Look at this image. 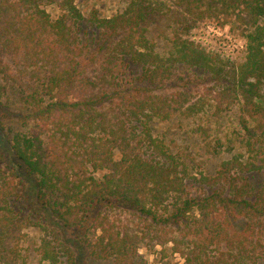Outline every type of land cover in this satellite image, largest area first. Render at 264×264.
<instances>
[{
    "label": "trees",
    "instance_id": "1",
    "mask_svg": "<svg viewBox=\"0 0 264 264\" xmlns=\"http://www.w3.org/2000/svg\"><path fill=\"white\" fill-rule=\"evenodd\" d=\"M74 1L0 0V107L13 97L25 115H12L26 127L0 121L8 158L0 168V264H14L10 238L21 234L16 182L41 214L44 264H84L89 256L145 264L140 247L185 241L193 242L186 264H257V246L228 231L232 253L211 262L208 252L222 222L241 234L264 216V0H128L110 18L95 10L85 18ZM51 4L56 17L45 8ZM155 16L168 18L175 35L164 54L146 34ZM207 18L242 29V62H225L182 35ZM130 65L141 66L139 75H126ZM180 66L224 79L217 109L239 111L241 151L214 174H192L154 133L156 122L193 111L143 88ZM189 181L204 193H191ZM111 210L133 211L134 226Z\"/></svg>",
    "mask_w": 264,
    "mask_h": 264
},
{
    "label": "rangeland",
    "instance_id": "2",
    "mask_svg": "<svg viewBox=\"0 0 264 264\" xmlns=\"http://www.w3.org/2000/svg\"><path fill=\"white\" fill-rule=\"evenodd\" d=\"M127 2L128 0H75L74 5L85 18H88L94 10L98 11L101 16L110 18L121 13ZM45 8L53 17L60 13V10L53 4L46 5ZM167 19L155 16L146 24L147 37L156 50L162 54L170 49L171 41L175 36L170 33L171 29L168 27ZM241 30V28H235L231 22H224L221 18L212 20L207 18L196 22L193 28L185 30L182 35L208 52L220 55L225 62L238 64L244 60L247 47L245 35ZM141 70L139 65H130L127 67L126 75L136 77ZM163 78L143 88H148L155 94L177 97L178 104L187 108L192 107L193 111H189L190 114L176 112L169 120L156 122L153 125L154 133L163 138L172 151L189 162L192 174L198 177H200L199 172L214 174L224 159L240 150L237 107L230 106L231 108L219 111L216 105L215 97L224 85V79L221 80L217 75L185 66H180ZM13 112H17L22 117L25 115L18 104L13 103L12 97L7 108L0 107V121L6 125L7 129L12 127L17 130H26L23 121L16 115H12ZM6 155V151L0 146V168L5 170L8 165ZM188 186L191 188V193L196 196L204 193L200 187L193 186L191 181ZM16 187L18 196L12 204L22 225L20 226L21 234L10 238L13 247L9 258L13 259L14 264H44L39 255L42 231L37 224L41 221V214L32 210L23 199V186L16 182ZM110 213L117 215L122 223L130 222L134 226L133 211L115 212L111 210ZM199 216L197 212V217ZM222 223L223 229L217 230L218 235L213 238L208 252L211 262L222 254H229L234 250L233 246V250L230 247V241L234 239L225 234L228 231L234 235L235 239L243 238V245L255 244L256 251H259L258 254L261 256L257 264H264V216L260 219L258 226L252 228L249 226L244 231L236 225L237 230L244 232L241 234H238L235 228L228 226L227 223ZM192 244L193 242L187 241L178 245L169 242L166 247L161 245H156L151 249L140 247L138 252L145 264H186L190 256L189 247ZM84 264H109V261L89 256Z\"/></svg>",
    "mask_w": 264,
    "mask_h": 264
}]
</instances>
